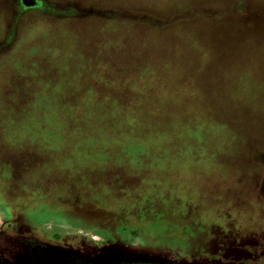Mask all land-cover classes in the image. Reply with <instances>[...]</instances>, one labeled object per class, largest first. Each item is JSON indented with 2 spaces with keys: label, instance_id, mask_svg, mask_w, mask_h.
Returning a JSON list of instances; mask_svg holds the SVG:
<instances>
[{
  "label": "rangeland",
  "instance_id": "obj_1",
  "mask_svg": "<svg viewBox=\"0 0 264 264\" xmlns=\"http://www.w3.org/2000/svg\"><path fill=\"white\" fill-rule=\"evenodd\" d=\"M11 1L0 228L180 263L205 258L227 223L256 225L264 0H46L50 13L14 15Z\"/></svg>",
  "mask_w": 264,
  "mask_h": 264
},
{
  "label": "flooded vegetation",
  "instance_id": "obj_2",
  "mask_svg": "<svg viewBox=\"0 0 264 264\" xmlns=\"http://www.w3.org/2000/svg\"><path fill=\"white\" fill-rule=\"evenodd\" d=\"M40 2L38 6H25L23 0H12L11 10L13 15L21 14L30 8L38 9L43 13L54 10L52 3L46 0ZM253 182L254 197L260 199L264 205V176ZM262 204L261 207L260 203L257 204L260 209L256 225L243 223L242 226L237 227L235 224L227 223L218 230L217 236L220 242L215 243L210 251L205 252V258L202 259L174 263L165 258L118 249L84 251L73 246L54 245L49 241H41L37 235L23 232L18 228L1 227L0 264H264ZM249 209L251 207L248 206Z\"/></svg>",
  "mask_w": 264,
  "mask_h": 264
},
{
  "label": "trees",
  "instance_id": "obj_3",
  "mask_svg": "<svg viewBox=\"0 0 264 264\" xmlns=\"http://www.w3.org/2000/svg\"><path fill=\"white\" fill-rule=\"evenodd\" d=\"M194 9H195V8H194ZM229 10H230V9H229ZM233 10H234V9H233ZM233 10H230V12H231L232 14H236V15H240V14H242V13L244 12V9H242L241 7H238V9H236V10H238V11L235 10V12H234ZM205 11L208 12V14H207L206 16H207V17H212L211 19H220V18L222 17V15H223L222 12H219V11H221V10H220V7H217V6H214V7L210 6V7L206 8ZM180 12H183V11H180ZM191 12H192V11H191ZM197 12H198V11H197ZM182 14H183V15H182ZM182 14H179L178 18H183V17L185 16L184 13H182ZM197 14H202V13L198 12ZM202 15L205 16V14H202ZM115 16H116V15L113 14V17H115ZM117 18H118V17H117ZM120 18H121V16H119L118 19H120ZM128 20L135 21L134 19H128ZM156 25H157V24H156Z\"/></svg>",
  "mask_w": 264,
  "mask_h": 264
},
{
  "label": "water",
  "instance_id": "obj_4",
  "mask_svg": "<svg viewBox=\"0 0 264 264\" xmlns=\"http://www.w3.org/2000/svg\"><path fill=\"white\" fill-rule=\"evenodd\" d=\"M40 3V0H23V4L25 6H38Z\"/></svg>",
  "mask_w": 264,
  "mask_h": 264
}]
</instances>
